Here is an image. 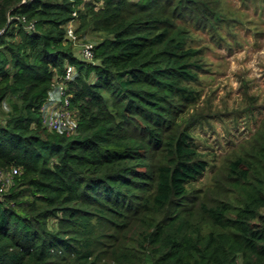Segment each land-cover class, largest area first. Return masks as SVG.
Listing matches in <instances>:
<instances>
[{
  "label": "trees",
  "instance_id": "obj_1",
  "mask_svg": "<svg viewBox=\"0 0 264 264\" xmlns=\"http://www.w3.org/2000/svg\"><path fill=\"white\" fill-rule=\"evenodd\" d=\"M82 2L0 0V173L19 170L0 179V264H264V117L220 170L228 189L195 186L191 31H219L221 0ZM67 63L70 134L42 112Z\"/></svg>",
  "mask_w": 264,
  "mask_h": 264
},
{
  "label": "rangeland",
  "instance_id": "obj_2",
  "mask_svg": "<svg viewBox=\"0 0 264 264\" xmlns=\"http://www.w3.org/2000/svg\"><path fill=\"white\" fill-rule=\"evenodd\" d=\"M101 1L83 0L79 7L83 10L86 2L99 5ZM221 8L218 32L192 28L201 68L198 81L192 83L197 99L186 111V118L194 120L191 130L197 148L208 162L195 186L203 189L211 184L212 194L228 189L223 177L217 179L220 170L252 138L264 117V0H221ZM78 25L77 16L75 29ZM78 38L77 53L81 41L96 40L90 33ZM77 53L76 59H81ZM57 94L53 89L52 100L59 99ZM52 104V108L60 106Z\"/></svg>",
  "mask_w": 264,
  "mask_h": 264
},
{
  "label": "built area",
  "instance_id": "obj_3",
  "mask_svg": "<svg viewBox=\"0 0 264 264\" xmlns=\"http://www.w3.org/2000/svg\"><path fill=\"white\" fill-rule=\"evenodd\" d=\"M75 15L76 12H73ZM33 24L29 23L26 27L27 29L32 28ZM68 35L71 37L72 41L76 43L79 38L78 34L76 33V29L74 26V21L71 20L68 24ZM1 32V31H0ZM80 53L85 59H92L93 57V43L86 41V42H80ZM76 73V68L73 64L67 63L66 69L62 77L57 80L54 84L52 89L49 91L48 98L44 105L42 106V112L44 115V123L52 130H56L58 132H65L67 134H70L75 125L76 122L72 117L71 112L68 110V104L69 100L66 95L67 85L66 81L71 80L74 78V75ZM53 89H55L56 92H58L57 96L60 97L58 100L53 99L51 94H53ZM52 103H57L60 105L59 107H56L57 105L53 107ZM18 168H13L12 171H9L7 173H0V179L3 180L6 183H10L12 180V177L18 173ZM4 182L2 185H5ZM2 187L0 188V190Z\"/></svg>",
  "mask_w": 264,
  "mask_h": 264
}]
</instances>
